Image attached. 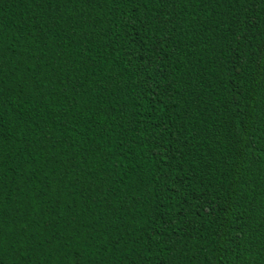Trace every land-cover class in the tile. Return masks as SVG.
<instances>
[{
	"label": "trees",
	"instance_id": "1",
	"mask_svg": "<svg viewBox=\"0 0 264 264\" xmlns=\"http://www.w3.org/2000/svg\"><path fill=\"white\" fill-rule=\"evenodd\" d=\"M0 264H264V0H0Z\"/></svg>",
	"mask_w": 264,
	"mask_h": 264
}]
</instances>
